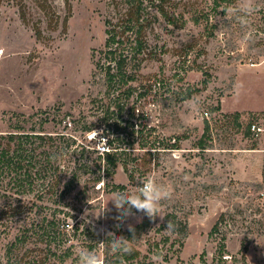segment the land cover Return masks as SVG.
I'll use <instances>...</instances> for the list:
<instances>
[{"label":"rangeland","instance_id":"1","mask_svg":"<svg viewBox=\"0 0 264 264\" xmlns=\"http://www.w3.org/2000/svg\"><path fill=\"white\" fill-rule=\"evenodd\" d=\"M139 1L146 51L134 77L112 85L94 50L106 17L123 23L131 0H0V132L44 133L51 154L34 189L18 194L24 212L5 215L17 193L0 175V264H80L81 248L103 264H155L158 253L164 264H264V0H255L248 41L223 11L239 0ZM132 112L138 130L126 124ZM105 133L119 138L110 149L126 147L109 175L98 167ZM149 176L172 192L160 202L163 218L132 209L117 227L110 199ZM22 224L26 241L8 261ZM108 232L128 239L131 254L113 253Z\"/></svg>","mask_w":264,"mask_h":264},{"label":"trees","instance_id":"2","mask_svg":"<svg viewBox=\"0 0 264 264\" xmlns=\"http://www.w3.org/2000/svg\"><path fill=\"white\" fill-rule=\"evenodd\" d=\"M131 3L134 5V8L124 18L123 23H118L113 21L111 17H106V40L102 47L94 50L96 69L104 71L106 80L112 85L122 81L128 82L131 77H134V72L131 71L135 69L133 67L139 65V62H137V59L140 58L139 55L146 51L147 39L145 37V27L148 21L145 18L141 20V5H143V1L136 2V0H131ZM68 4L70 8V3L68 2ZM67 18L68 16L64 18V23L67 22ZM108 58L110 62H107ZM112 61H114V64H112ZM131 90L132 86L129 85L128 89H126V92L128 91L127 94ZM132 107L134 109L135 106ZM126 124L132 125L131 128L138 130L134 126L133 112L126 119ZM91 128L92 125L87 126V129ZM103 136L107 138L109 144L113 143L114 139H119L117 137L111 138L106 133ZM44 137V133L37 131L26 132L24 128L11 130L7 133L0 132V175L4 178L8 177L10 182H13L11 186L12 193H17V197H13L8 202L9 211L5 215H16L26 211V201L18 194L23 195L26 194V191L34 189L35 183L39 182L38 179L42 176L43 172L47 171L48 166H46L45 162L51 167V154L48 155L49 152L44 147ZM112 147V149L104 152L105 161L98 165L99 169L103 167L105 174L108 175L116 171L119 162H125L123 154L126 153V147ZM44 154L46 159L44 158ZM101 154L100 156H102ZM80 165L84 167V171H88L91 168L89 159L81 161ZM100 175L101 173L96 176V179L99 180ZM73 182L74 177L72 179L69 178L67 181L68 186H65L66 191L71 189L72 186L70 184ZM114 185L116 187H124V184L118 183ZM218 219L212 226L211 231L217 229L219 224ZM3 223H6V221L0 220V225ZM25 241L26 224H22L15 238L7 245L8 261L13 258V261H18L19 254L13 257L14 251ZM224 246L225 244L223 243L220 249L222 255L225 251ZM9 264L11 263L9 262ZM28 264H43V261L39 257H34L28 260Z\"/></svg>","mask_w":264,"mask_h":264},{"label":"clouds","instance_id":"3","mask_svg":"<svg viewBox=\"0 0 264 264\" xmlns=\"http://www.w3.org/2000/svg\"><path fill=\"white\" fill-rule=\"evenodd\" d=\"M226 11L232 17H234L240 26L246 29L244 33V40L248 41L254 38V29L250 27V19L258 7L255 0H239V3L234 6L227 8ZM237 89L242 88L243 85L239 84L236 86ZM188 103L189 108L192 111L199 110V102L197 100H191ZM140 186L137 187L136 191L129 192H117L115 193L110 201L114 204L118 215L113 217L117 221V227L124 223L129 217L133 216L132 209H136L139 212H144L150 219H155L157 216L163 218L159 213L161 212L160 202L162 200L170 199L172 196L171 190L161 184H157L151 176L139 181ZM87 216V213H86ZM99 217V216H97ZM91 223V221H87ZM176 225L172 221L168 222L166 232H174ZM129 231L134 232V228L129 225ZM95 231V225H93ZM107 236L111 237L110 248L113 253H121L123 255L131 254V246L129 240L122 236H116L114 233L108 232ZM80 264H103L101 258L92 251L81 248L78 252ZM163 253L153 255L152 260L155 264H164Z\"/></svg>","mask_w":264,"mask_h":264},{"label":"built area","instance_id":"4","mask_svg":"<svg viewBox=\"0 0 264 264\" xmlns=\"http://www.w3.org/2000/svg\"><path fill=\"white\" fill-rule=\"evenodd\" d=\"M251 128H252L256 133H259L261 130H263V127H262L260 124L256 123V122H254V123L252 124ZM99 150H100V152H103V153H104L105 151L110 150V144H109L107 138L104 137V136H103V142L99 145ZM139 186H140V185H139Z\"/></svg>","mask_w":264,"mask_h":264}]
</instances>
